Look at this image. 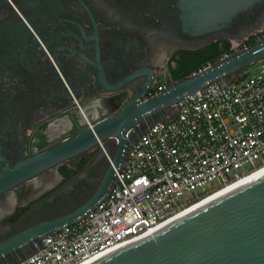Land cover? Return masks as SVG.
<instances>
[{"label":"flooded vegetation","instance_id":"obj_1","mask_svg":"<svg viewBox=\"0 0 264 264\" xmlns=\"http://www.w3.org/2000/svg\"><path fill=\"white\" fill-rule=\"evenodd\" d=\"M249 11L215 33L195 35L183 29L178 0H0V156L12 166L117 112L148 77L171 79L181 55L196 59L199 50L264 27V0ZM98 151L0 193V236L82 201L106 170ZM63 164L75 171L68 179Z\"/></svg>","mask_w":264,"mask_h":264},{"label":"water","instance_id":"obj_2","mask_svg":"<svg viewBox=\"0 0 264 264\" xmlns=\"http://www.w3.org/2000/svg\"><path fill=\"white\" fill-rule=\"evenodd\" d=\"M258 1L178 0V4L185 33L202 35L215 33L238 17L248 15ZM260 28L263 24L250 27L231 42L237 43ZM262 59L264 37L180 79L171 77L166 89L144 98L153 83L150 76L144 88L130 96L117 112L87 125L76 134L19 159L12 166L0 156V193L32 180L44 171L55 170L60 164L97 147V155L107 158L106 170L99 183L78 204L0 236V259L27 249L33 242H39L41 236L64 224H72L103 198L113 184L115 171L122 165L129 146L148 125L158 120L157 115L169 112L168 119L173 118L174 105L185 95L195 94L213 82L232 83L238 74ZM139 127L138 136L132 139L131 135ZM107 142L115 146L113 152ZM9 225H3L2 229H8ZM88 264H264V172Z\"/></svg>","mask_w":264,"mask_h":264},{"label":"built area","instance_id":"obj_3","mask_svg":"<svg viewBox=\"0 0 264 264\" xmlns=\"http://www.w3.org/2000/svg\"><path fill=\"white\" fill-rule=\"evenodd\" d=\"M251 37H264V27L231 42L218 61L246 48ZM236 77L185 95L174 105L173 118L166 114L148 125L129 146L103 198L72 224L41 236L12 264H81L98 258L264 166V61L258 73ZM167 86V79L156 78L144 98Z\"/></svg>","mask_w":264,"mask_h":264},{"label":"trees","instance_id":"obj_4","mask_svg":"<svg viewBox=\"0 0 264 264\" xmlns=\"http://www.w3.org/2000/svg\"><path fill=\"white\" fill-rule=\"evenodd\" d=\"M255 41L256 39L254 37H251L246 43L249 46ZM229 46L230 43L228 41L215 43L212 46H209L194 53L196 59H193V56H188L187 54L181 55L180 58L177 60V63L173 67L170 66L172 79H180L192 72H196L197 70L205 66L207 62H210L211 64L217 62L219 56L224 51L228 50ZM235 79L237 80L238 77H236ZM170 83L171 81L168 80V85ZM89 157L90 156L88 154L85 155L84 160L80 163V168L86 163ZM60 171L66 177V179L70 178L71 175L75 172L65 164L60 166Z\"/></svg>","mask_w":264,"mask_h":264},{"label":"bare ground","instance_id":"obj_5","mask_svg":"<svg viewBox=\"0 0 264 264\" xmlns=\"http://www.w3.org/2000/svg\"><path fill=\"white\" fill-rule=\"evenodd\" d=\"M262 172H264V166H262V167H260V168H258V169H256V170H254V171H252V172L249 173L248 175H245V176H243V177H241V178H239V179L233 180L232 182L228 183L227 185H225V186H223V187L217 189L215 192L211 193L210 195L204 197V198L201 199V200H198L197 203H195V204L192 203V204L188 205L186 208L182 209L181 212H179V213L176 214L175 216L169 218L168 220L164 221L163 223L159 224L157 227H155V228L152 229L151 231L154 232V231H156V230L162 228L163 226H165V225L169 224L170 222L176 220L177 218H179V217L185 215L186 213L192 211L193 209H195V208H197V207L203 205L204 203L210 201L211 199H213V198L219 196L220 194H222V193L228 191L229 189L235 187L236 185H238V184H240V183H242V182H244V181H246V180H248V179H250V178H252V177H254V176H256V175H258V174H260V173H262ZM149 234H151V233H150V232L147 233V235H149ZM95 258H96V257L91 258V259H89V260H86V261H84V262L81 263V264H88V263H90L91 261H93Z\"/></svg>","mask_w":264,"mask_h":264},{"label":"rangeland","instance_id":"obj_6","mask_svg":"<svg viewBox=\"0 0 264 264\" xmlns=\"http://www.w3.org/2000/svg\"><path fill=\"white\" fill-rule=\"evenodd\" d=\"M264 61V59H262V60H259V61H257V62H255L254 64H252V65H250L245 71H244V73H249V75H254V74H256V73H258V71L260 70V68H261V65H262V62ZM161 78L162 79H167V80H170V78H169V76H167V75H161ZM111 113H114V112H111ZM110 113H107V114H104L103 115V117L104 116H107V115H109ZM164 116H162L161 114L160 115H157V119H160V118H163ZM49 144H51V143H48V145ZM97 149H98V147H97ZM103 158L105 159V161L107 160V158H106V156H103ZM55 178L57 177L56 175L54 176ZM30 184H28L27 186H26V189H29L30 188ZM28 253V251H25L24 253H23V255L22 256H24V255H26ZM20 258V257H19ZM18 258V259H19ZM16 261V259H14V260H12V261H7V262H5L4 264H12V263H14ZM1 264V263H0Z\"/></svg>","mask_w":264,"mask_h":264}]
</instances>
